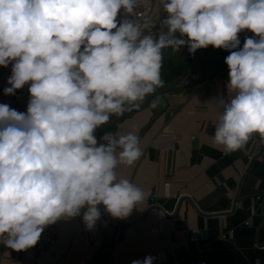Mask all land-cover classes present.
I'll return each mask as SVG.
<instances>
[{
  "label": "clouds",
  "instance_id": "9594fccd",
  "mask_svg": "<svg viewBox=\"0 0 264 264\" xmlns=\"http://www.w3.org/2000/svg\"><path fill=\"white\" fill-rule=\"evenodd\" d=\"M139 0H0L4 95L28 86L26 112L0 103V243L26 251L61 220L95 228L103 212L126 219L148 193L119 176L143 155L134 132L97 129L158 88L163 50H227L213 146L264 144V0H161L157 35L136 19ZM245 35L241 46L240 34ZM179 33V37L177 36ZM160 103L154 100L150 107ZM151 255L131 264H153Z\"/></svg>",
  "mask_w": 264,
  "mask_h": 264
},
{
  "label": "crops",
  "instance_id": "0c3cea01",
  "mask_svg": "<svg viewBox=\"0 0 264 264\" xmlns=\"http://www.w3.org/2000/svg\"><path fill=\"white\" fill-rule=\"evenodd\" d=\"M156 3L159 16L154 19L153 35L167 16L161 0ZM249 33L240 34L241 46ZM169 49L163 51L164 60ZM197 54L205 73H215L213 77L170 91L157 107H150L153 100L104 130L134 131L140 137L143 155L130 167L120 165L117 172L148 195L126 219L112 218L101 209L107 224L115 228L103 264H131L147 255L155 257L153 264H264V199L257 198H264V144L251 161L248 155L255 150L258 135L236 152L213 146L218 96L233 95L225 87L229 70L224 58L229 52L209 46ZM10 74L11 65L0 66V103L26 112L27 85L14 96L3 93ZM20 92L25 95L18 100ZM235 190L240 206L226 213ZM229 230L233 236L224 239L222 234ZM106 244L100 220L94 229L86 230L77 216L63 220L58 242L46 254L40 255L35 247L17 252L0 243V264H96Z\"/></svg>",
  "mask_w": 264,
  "mask_h": 264
},
{
  "label": "built area",
  "instance_id": "2783aa9c",
  "mask_svg": "<svg viewBox=\"0 0 264 264\" xmlns=\"http://www.w3.org/2000/svg\"><path fill=\"white\" fill-rule=\"evenodd\" d=\"M156 4V0H139L138 7L136 9L137 17L136 19L138 22H140L144 26L145 33H151L153 34V28L149 26V23L152 19V13L154 11ZM25 93L20 92L18 95V100H21L24 97ZM262 144L260 141H258L255 150L248 155L249 160L251 161L255 155L261 151ZM260 201H262L264 198L261 195H258L257 197ZM240 206V199L238 196V191L235 190L234 197L231 200V205L228 210H226V213L228 212H234L237 210V208ZM162 215H166L167 213L164 210H160ZM130 219L125 220V224L130 223ZM63 220L58 221L56 224L49 226L45 229V231L42 233L40 241L35 246L36 250L39 252L40 255L46 254L47 252H50L57 244L59 235L61 232ZM250 220H246L245 225H249ZM233 236V230H229L228 232H225L222 234V237L224 239L231 238ZM195 239V238H193Z\"/></svg>",
  "mask_w": 264,
  "mask_h": 264
},
{
  "label": "trees",
  "instance_id": "16d2710c",
  "mask_svg": "<svg viewBox=\"0 0 264 264\" xmlns=\"http://www.w3.org/2000/svg\"><path fill=\"white\" fill-rule=\"evenodd\" d=\"M169 52H170V54H168L166 60H163V67L161 69V78L164 81V87L171 85V84L178 83L182 79V77L190 71L196 72V66L194 64L193 58H192L191 54L188 52L186 46L181 48V50L179 52H176L174 54L172 53V50H170V49H169ZM185 53H187V55ZM196 53H197V51H196ZM197 56H198V54H197ZM198 59L202 65L203 71H204V79L203 80L213 77V74H215V73H213L212 75L206 74L205 73V64L203 63V61H201V58L198 57ZM158 89H160V88H158ZM177 90H180V89H175L172 91H177ZM163 96H164V94L158 95V96L146 101L142 105H140L139 108L144 106V105H149L153 100L161 99ZM137 109L138 108L133 109L129 114H132ZM113 127H115V125L110 127V130ZM105 132L106 131L101 132V133L97 134L96 136L98 137V136L104 134Z\"/></svg>",
  "mask_w": 264,
  "mask_h": 264
},
{
  "label": "water",
  "instance_id": "95a60500",
  "mask_svg": "<svg viewBox=\"0 0 264 264\" xmlns=\"http://www.w3.org/2000/svg\"><path fill=\"white\" fill-rule=\"evenodd\" d=\"M249 35H252V33L251 34L249 33ZM177 36L179 37V33H177ZM191 56L193 58L195 66H196V72L195 73H188L181 83L171 84V85L165 86L163 88L157 89L156 93L152 94V95H149L145 99V101L143 103H145L146 101H148V100H150V99H152V98H154V97H156L158 95L166 94V93H168V92H170L172 90H175V89L187 88L190 85H194V84H197V83L201 82L204 79L203 67H202V65H201V63H200V61L198 59V56H197L196 52L194 54H191ZM143 103H141L140 105H142ZM133 109H135V108L129 109L123 115H121L119 117L115 116L114 118H112L111 123L108 124V125L102 126L101 128L97 129L96 132H95V135L103 132L107 128H109V127L113 126L114 124L118 123L122 118H124L127 114H129ZM100 221L102 222V224H103V226H104V228L106 230V233H107V244L105 246V249H104V252H103V255H102L101 259L96 264H103V262L109 256L110 251H111V247H112V242H113V231L115 229L114 227L109 226L107 224V222L105 221L103 216H101Z\"/></svg>",
  "mask_w": 264,
  "mask_h": 264
},
{
  "label": "rangeland",
  "instance_id": "374dc122",
  "mask_svg": "<svg viewBox=\"0 0 264 264\" xmlns=\"http://www.w3.org/2000/svg\"><path fill=\"white\" fill-rule=\"evenodd\" d=\"M152 19H151V21H150V23H149V26L151 27V28H154V25H155V22H156V19L158 18V16H159V13L157 12V3H156V5H155V8H154V11H153V13H152ZM154 19H155V22H154ZM160 29H161V27L159 28V31H160ZM159 31H157V32H159ZM158 34V33H157ZM155 36V35H154ZM164 51V50H163ZM186 55H187V53H185Z\"/></svg>",
  "mask_w": 264,
  "mask_h": 264
}]
</instances>
